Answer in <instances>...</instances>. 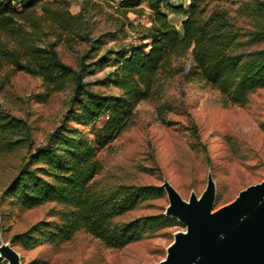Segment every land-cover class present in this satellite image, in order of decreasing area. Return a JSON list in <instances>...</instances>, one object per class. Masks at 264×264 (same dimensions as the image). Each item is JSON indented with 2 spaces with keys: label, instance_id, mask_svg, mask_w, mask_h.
<instances>
[{
  "label": "rangeland",
  "instance_id": "rangeland-1",
  "mask_svg": "<svg viewBox=\"0 0 264 264\" xmlns=\"http://www.w3.org/2000/svg\"><path fill=\"white\" fill-rule=\"evenodd\" d=\"M44 1L50 2L52 9L78 16L73 20L76 27L47 28V24L41 32L29 34V39L43 49L53 46L60 60L74 71L80 70L82 59L83 64L89 65L111 52L137 44L140 26H149L146 2L121 7L119 0ZM206 4L208 10L224 12L234 30L243 34L244 41L253 31L264 32V20L253 13L255 0H206ZM167 14L174 26L179 27L181 17ZM0 39L4 42L2 36ZM97 39L99 43L95 42ZM255 48H264V44ZM85 56L88 58L84 59ZM190 62V56L184 59L181 66L184 64L186 70L171 78L162 74L161 93L140 102L131 126L98 152L101 171L94 179L98 190L133 185L162 191L158 197L142 201L117 218L120 223L165 216L169 202L162 188L164 183L188 202L191 196L202 195L211 177L216 188L214 213L230 205L247 187L264 180V88L250 94L242 106L231 104L213 86L187 77ZM112 63L113 58L105 66L86 68V72L92 73L82 78L83 84H89L87 87L96 93L120 95L114 87L96 85L112 71ZM71 86L47 94L40 78L14 72L11 66L0 62V113L27 125L25 136L17 137L25 139L21 146L11 153L0 150V244H9L19 254L20 264H158L165 258L174 235L185 231L177 220L175 226L145 235L119 249L104 246L84 231L68 242L42 241L32 249L12 242L13 237L44 223H58L49 214L60 206L47 203L18 209L9 203L10 198L3 199V193L34 149L44 145L61 126L71 108ZM103 124V119L98 121L96 129ZM76 128L86 135L89 132L81 125ZM0 264L6 262L0 259Z\"/></svg>",
  "mask_w": 264,
  "mask_h": 264
},
{
  "label": "trees",
  "instance_id": "trees-1",
  "mask_svg": "<svg viewBox=\"0 0 264 264\" xmlns=\"http://www.w3.org/2000/svg\"><path fill=\"white\" fill-rule=\"evenodd\" d=\"M142 2L150 11L149 26H140L138 43L89 65L83 64L82 59L80 70L74 71L60 60L53 46L40 48L29 39V34L41 32L47 24V28L73 29V20L78 16L52 9L50 2L44 0H0V36L4 40L0 39V62L11 66L14 72L40 78L47 94L72 85L71 108L61 126L44 145L34 149L3 193V199L10 198L9 203L18 209L47 203L60 206L49 214L58 223H44L15 236L14 244L32 249L42 241L68 242L84 231L104 246L119 249L145 235L175 226L176 220L164 215L126 223L116 221L162 191L133 185L98 190L94 179L101 171L99 150L131 126L140 102L161 93L162 74L171 78L186 70L181 65L189 56L187 77L213 86L231 104L242 106L250 94L264 88V48H255L264 44V32L253 31L244 41L243 34L234 30L224 12L208 10L206 0H190L188 6L183 0L177 4H169V0H122L120 5ZM168 12L181 17L178 29ZM253 13L264 20V1L255 0ZM95 42L99 43L98 39ZM111 58L112 71L96 85L114 87L120 91L118 96L96 93L82 80L92 73L86 72V68L105 66ZM102 119L103 127L97 130L96 123ZM77 125L87 127V135ZM26 129L22 120L0 113V150L11 153L21 146L25 139L17 137H24Z\"/></svg>",
  "mask_w": 264,
  "mask_h": 264
},
{
  "label": "water",
  "instance_id": "water-1",
  "mask_svg": "<svg viewBox=\"0 0 264 264\" xmlns=\"http://www.w3.org/2000/svg\"><path fill=\"white\" fill-rule=\"evenodd\" d=\"M162 188L169 202L165 216L183 224L185 231L174 235L158 264H264V180L214 213L216 188L211 177L202 195L188 202L168 183ZM0 259L20 264L19 254L7 243L0 244Z\"/></svg>",
  "mask_w": 264,
  "mask_h": 264
},
{
  "label": "built area",
  "instance_id": "built-area-1",
  "mask_svg": "<svg viewBox=\"0 0 264 264\" xmlns=\"http://www.w3.org/2000/svg\"><path fill=\"white\" fill-rule=\"evenodd\" d=\"M119 1H122V0H119ZM177 2H178L177 0H169V4H177ZM183 3L185 6H188L190 4V0H183ZM175 27L178 28L177 25H175Z\"/></svg>",
  "mask_w": 264,
  "mask_h": 264
}]
</instances>
